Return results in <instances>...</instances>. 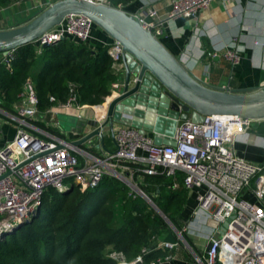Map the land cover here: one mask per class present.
<instances>
[{
  "label": "built area",
  "instance_id": "built-area-1",
  "mask_svg": "<svg viewBox=\"0 0 264 264\" xmlns=\"http://www.w3.org/2000/svg\"><path fill=\"white\" fill-rule=\"evenodd\" d=\"M30 1L35 2L30 10H43L56 0H20L16 4ZM89 1L111 5L109 0ZM212 1L171 0L170 9L164 14L153 6H145L132 14L143 28L160 39L163 25L179 17L193 19ZM94 27L87 17L69 15L33 43L39 52L41 47L55 45L64 38L90 44ZM102 46L107 48L112 59V69L121 76L124 72L122 46L114 40ZM13 51L0 55V65L4 63L10 67ZM242 52L234 41L223 55L237 66ZM207 55L214 58L218 52ZM121 80L119 77L112 83L111 94L102 104H77L71 87L69 98L60 107L76 110L90 107L93 117L100 123L106 116L108 100L117 95ZM20 97L15 113H8L0 106V142L3 124L11 125L14 130L13 138L0 145V240L38 216L48 188L66 193L75 185L85 191L96 188L106 174L125 180L123 172L133 163L139 165L143 173L162 172L172 177L174 189L180 187L177 179L180 175L184 188L203 189L197 194L196 208L183 228V231L193 227L202 231V226L214 223L202 234L208 246L203 258L196 257L199 264H264V161L249 162L240 158L234 149V143L247 133L253 120L237 115H208L202 122L179 121L173 144H156L147 133L133 126L120 125L113 129L114 152L99 157L52 134L47 135L45 130L30 122L38 116V97L32 80L25 82ZM177 246V241L157 242L159 249ZM149 251L143 249L142 254L132 260L118 251H111L108 256L115 264H161L167 259L145 262L143 254Z\"/></svg>",
  "mask_w": 264,
  "mask_h": 264
},
{
  "label": "trees",
  "instance_id": "trees-1",
  "mask_svg": "<svg viewBox=\"0 0 264 264\" xmlns=\"http://www.w3.org/2000/svg\"><path fill=\"white\" fill-rule=\"evenodd\" d=\"M19 1L0 0V8H10ZM134 1L109 0L112 6L123 9ZM41 10H35L17 26ZM111 66L112 59L104 46L94 48L91 43L70 38L43 46L40 52L33 42L22 45L13 51L9 68L4 63L0 65V106L15 113L25 82L32 80L38 97V116L30 122L59 135L41 122L42 116L52 106L65 103L71 87L79 105L104 103L111 94L112 83L120 77ZM139 167L128 164L124 177L155 206L110 174L104 175L96 188L85 191L75 185L66 193L48 188L38 216L0 240V264H115L109 252H122L132 260L143 249L150 250L143 254L145 262L165 259L170 251L157 248V242L180 241L160 212L187 239L183 227L190 217L183 218L182 213L189 192L181 186V175L177 177L180 187L174 189L172 177L162 172L149 175ZM185 256L193 260L189 253Z\"/></svg>",
  "mask_w": 264,
  "mask_h": 264
},
{
  "label": "water",
  "instance_id": "water-1",
  "mask_svg": "<svg viewBox=\"0 0 264 264\" xmlns=\"http://www.w3.org/2000/svg\"><path fill=\"white\" fill-rule=\"evenodd\" d=\"M69 15L89 18L120 43L124 51V77L117 95L108 100L102 122L94 117L79 122L81 136L69 142L74 147L80 148L88 142L91 146L103 144L105 136L113 137L115 124L133 126L141 133L151 132L156 144H173L179 121L202 122L208 115H237L253 121L264 119V87L229 89L207 84L189 72L160 39L121 7L89 0H56L30 21L0 30V54L34 42ZM129 186L155 206L137 186ZM160 214L194 253L181 231Z\"/></svg>",
  "mask_w": 264,
  "mask_h": 264
},
{
  "label": "crops",
  "instance_id": "crops-1",
  "mask_svg": "<svg viewBox=\"0 0 264 264\" xmlns=\"http://www.w3.org/2000/svg\"><path fill=\"white\" fill-rule=\"evenodd\" d=\"M15 5L10 8H0V30L16 27L37 10H30L35 5L34 1ZM145 6H153L160 14H164L170 9L171 0H135L126 6L125 10L135 13ZM7 12L18 16L15 24L6 23ZM5 13L7 15L3 16ZM162 29V43L189 72L207 84L229 89L264 87V0H213L210 6L200 11L195 18H175L163 25ZM92 36L91 46L94 48H100L103 43L112 41L97 26L94 27ZM234 41L243 51L241 61L237 66H233L223 55V52ZM212 51L218 52L214 58L207 55ZM123 77L124 72L121 73L120 78L123 79ZM63 116L66 119H74V122L70 123V126H63L61 121ZM91 117H93V109L90 107L82 110L63 109L60 104H57L42 116L41 122L59 132V135L52 134L51 136L70 142L81 136L78 131L79 122ZM120 125L126 124H115L114 127ZM1 128L3 137L0 145L14 136L11 125L6 123ZM146 133L153 138L154 135L151 132ZM49 134L47 132V135ZM115 148L114 138L107 135L103 144L97 143L91 146V142H88L82 145L80 150L104 157L114 152ZM234 149L240 158L253 163L263 162L264 119L253 121L247 133L234 143ZM202 190V188L188 189V200L182 213L183 218H191L197 205V194ZM213 226L214 223L209 222L204 227L202 226V231L194 227L183 231L194 253L177 236L180 241L177 247L162 249L170 251V254L161 264H199L196 257L203 258L208 246L202 234L208 232ZM186 253H189L193 260L187 259Z\"/></svg>",
  "mask_w": 264,
  "mask_h": 264
},
{
  "label": "rangeland",
  "instance_id": "rangeland-1",
  "mask_svg": "<svg viewBox=\"0 0 264 264\" xmlns=\"http://www.w3.org/2000/svg\"><path fill=\"white\" fill-rule=\"evenodd\" d=\"M14 6H16V5H14ZM19 6V5H18ZM12 10V9H11ZM8 14V15H7ZM7 14L5 13L3 16H6V19H5V21H6V23L7 24H11V25H13V24H15L16 23V21H17V19H18V16L17 15H15V13H8L7 12ZM27 18V17H26ZM61 121H62V124H63V126H70V123H72V122H74V119H72V118H65V116H63L62 118H61ZM124 174V173H123ZM130 179L129 178H125V181L126 182H128V185L129 184H132V185H134V186H136L135 184H133L132 182H131V180L129 181ZM131 188H132V186H131ZM133 189V188H132ZM203 238H205V237H203Z\"/></svg>",
  "mask_w": 264,
  "mask_h": 264
},
{
  "label": "bare ground",
  "instance_id": "bare-ground-1",
  "mask_svg": "<svg viewBox=\"0 0 264 264\" xmlns=\"http://www.w3.org/2000/svg\"><path fill=\"white\" fill-rule=\"evenodd\" d=\"M21 226H22V225H21ZM18 228H20V226H19ZM18 228H17V229H18ZM17 229H16V230H17ZM16 230H15V231H16Z\"/></svg>",
  "mask_w": 264,
  "mask_h": 264
}]
</instances>
